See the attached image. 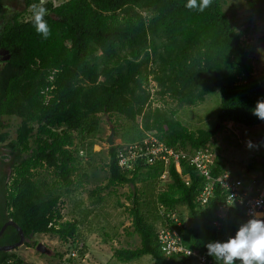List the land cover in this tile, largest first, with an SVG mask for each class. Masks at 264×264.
<instances>
[{
    "label": "trees",
    "instance_id": "trees-1",
    "mask_svg": "<svg viewBox=\"0 0 264 264\" xmlns=\"http://www.w3.org/2000/svg\"><path fill=\"white\" fill-rule=\"evenodd\" d=\"M244 1L264 22V0ZM34 3L39 0H26L25 9L5 17V3L0 0L4 19L0 49L10 55L0 66V141L10 139L7 147L12 154L8 163L0 152V229L14 220L27 238L58 236L78 249L81 222L65 218L66 197L98 179L101 166L95 157L101 151H95L94 145L108 139L104 138V123H108L122 141L109 146L103 160L107 181L95 185L90 194L100 206L112 198L123 205L116 187L131 184L126 209L133 233L140 237V246L116 247L114 257L129 262L151 255L153 264H197L192 256L163 253L158 231L169 220L162 207L178 211L185 245L206 255L208 242L233 237L251 217L246 207L234 203L222 210L227 193L217 184L214 194L200 204L198 197L207 179L189 159L182 158L181 172L173 160L166 167L162 161L144 165L138 159L125 169L119 166L118 155L148 132L189 155L207 146L215 151L214 137L224 124L264 123L251 112L257 100L264 99V82L255 73L244 31L224 9L227 0H212L203 12L185 8L187 0H66L60 4L45 0V19L51 28L47 39L33 27ZM216 88L221 95L217 125L193 129L184 124L178 116L180 108L204 102ZM167 97L176 105L167 103ZM6 118L20 120L13 138L6 131L11 126ZM81 151L86 155L82 157ZM166 170L169 174L164 178ZM225 170L217 154L212 176ZM254 177L258 184L264 179V161ZM104 191L107 194L101 195ZM180 205L188 209L190 226ZM118 226L112 233V227H103L105 241L117 237ZM19 239L18 230L10 225L0 245ZM9 261L27 264L14 250L0 251V264Z\"/></svg>",
    "mask_w": 264,
    "mask_h": 264
},
{
    "label": "rangeland",
    "instance_id": "rangeland-1",
    "mask_svg": "<svg viewBox=\"0 0 264 264\" xmlns=\"http://www.w3.org/2000/svg\"><path fill=\"white\" fill-rule=\"evenodd\" d=\"M55 4H60L66 0H52ZM4 15L10 16L15 12L26 8V0H4ZM224 9L238 29L245 33L244 39L251 45L250 49L254 58L256 75L264 82V22L255 17L244 0H227ZM0 18V25L3 22ZM2 66V65H0ZM166 102L172 106L176 103L171 98H166ZM161 104V103H160ZM221 95L219 89L210 94L204 102L196 106H184L180 108L179 118L184 124L191 128H213L217 125V115L220 110ZM106 118V117H104ZM11 126L6 130L10 138L16 136V125L20 122L17 118H6ZM104 138H108L111 133V125L104 123ZM103 138V139H104ZM10 140V139H9ZM8 140V141H9ZM251 140L258 148L249 149L246 141ZM8 141H0V152L4 161L11 162L12 154L7 147ZM115 144L121 143V138L114 137ZM109 144L107 140H97L94 145L95 151H101L95 157L96 162L101 166L98 169V179H93L86 188L78 190L66 197V205L63 210L65 218H76L80 220V233L82 235L78 249L71 241L63 240L58 236L48 234L35 235L26 239L25 243L14 251L27 264H153L154 258L151 255H144L141 258L129 262L119 261L114 257L116 247L140 246V237L133 233L132 219L129 216L126 206L129 205V194L133 190L131 184L116 187L123 205L116 202L115 198L107 200L100 206L96 204L90 194V190L101 182L106 183L108 169L103 167V160L108 157ZM213 147L226 165L228 171L241 178L249 179L261 171L264 161V123L256 126H245L234 123H226L216 133ZM81 156H85V151H81ZM9 169V166H6ZM258 170V171H257ZM167 178V177H166ZM169 180V179H168ZM164 184V183H163ZM162 184V185H163ZM142 188V185L139 184ZM104 191L101 195H106ZM184 212V219L187 226L191 225L188 209L180 205ZM93 216L89 218L87 213ZM119 225V226H118ZM113 230V226H118V235L112 241H105L103 227ZM109 226V227H108ZM108 230V229H107ZM109 231V230H108ZM112 233V232H111ZM41 242L50 250V253H42L36 249V245ZM82 244L85 248L81 247ZM84 249V250H83ZM83 250V252L79 251Z\"/></svg>",
    "mask_w": 264,
    "mask_h": 264
},
{
    "label": "built area",
    "instance_id": "built-area-1",
    "mask_svg": "<svg viewBox=\"0 0 264 264\" xmlns=\"http://www.w3.org/2000/svg\"><path fill=\"white\" fill-rule=\"evenodd\" d=\"M124 147L118 155V164L122 168L131 169L134 163L139 161L138 159H142L144 165L162 161L166 167L173 160L177 170L181 172V160L186 158L207 179V183L198 197L200 204H205L214 194L217 184L227 193L226 202L221 205L222 210L232 205L234 200V203L246 207L248 216H251L253 211L264 212V179L258 184L255 177L243 180L228 170L223 171L217 177H213L212 171L215 167L217 153L210 146L194 149L193 153L189 155L188 152L176 151L159 141L155 132H148L144 139ZM168 174L169 170H166L163 177H168ZM187 182L189 183V180ZM257 201L261 202L259 207L256 205ZM161 213L169 220V225L161 227L158 231V242L166 256H192L197 259V264H216L206 254H200L185 245L184 237L180 231L183 221L176 209L167 210L162 207ZM219 216L221 217L222 213ZM218 224L219 222L216 221L215 225ZM8 264H12V261H9Z\"/></svg>",
    "mask_w": 264,
    "mask_h": 264
},
{
    "label": "clouds",
    "instance_id": "clouds-1",
    "mask_svg": "<svg viewBox=\"0 0 264 264\" xmlns=\"http://www.w3.org/2000/svg\"><path fill=\"white\" fill-rule=\"evenodd\" d=\"M44 5L45 0L31 5L32 24L36 33L47 39L51 28L45 19L48 10ZM211 5L212 0H187L183 6L189 10L203 12ZM251 112L264 121V99L257 100ZM259 146L261 145H256L251 140L246 141V147L249 149ZM260 203L256 202L257 207ZM206 248L207 255L213 257L216 264H264V212L253 211L251 217L240 225L233 237L224 242L210 241Z\"/></svg>",
    "mask_w": 264,
    "mask_h": 264
},
{
    "label": "water",
    "instance_id": "water-1",
    "mask_svg": "<svg viewBox=\"0 0 264 264\" xmlns=\"http://www.w3.org/2000/svg\"><path fill=\"white\" fill-rule=\"evenodd\" d=\"M3 53V59L4 60H9L10 59V55H9V50L7 49H1L0 50V54ZM114 137H115V127L112 125L111 126V133L108 136L107 142L110 146H113L115 144L114 141ZM14 226L20 235V239L14 243L11 244H6V245H0V251H12L15 250L16 248L20 247L21 245H23L26 241V236L25 233L22 229V227L14 220H9L7 222L4 223V225L2 226V228L0 229V237L3 235V233L5 232L6 228L8 226ZM36 249L42 253H50L51 250L43 243L39 242L36 245Z\"/></svg>",
    "mask_w": 264,
    "mask_h": 264
},
{
    "label": "flooded vegetation",
    "instance_id": "flooded-vegetation-1",
    "mask_svg": "<svg viewBox=\"0 0 264 264\" xmlns=\"http://www.w3.org/2000/svg\"><path fill=\"white\" fill-rule=\"evenodd\" d=\"M0 50H1V49H0ZM3 56H4L3 53L0 54V65H2V63H3L4 61H7V60H4V59H3ZM2 176H3V169L1 168V169H0V178H1ZM6 222H7V221H6ZM26 239H29V238L26 237Z\"/></svg>",
    "mask_w": 264,
    "mask_h": 264
}]
</instances>
